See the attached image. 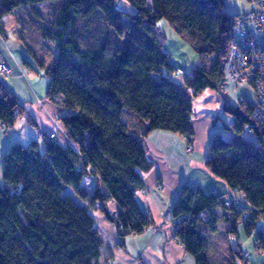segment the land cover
<instances>
[{
	"label": "trees",
	"instance_id": "trees-1",
	"mask_svg": "<svg viewBox=\"0 0 264 264\" xmlns=\"http://www.w3.org/2000/svg\"><path fill=\"white\" fill-rule=\"evenodd\" d=\"M44 4L55 8L49 21L39 8ZM23 8L36 20L41 38L57 42L56 59L40 66L49 79L47 97L66 112L61 120L76 147L46 138L44 145L38 140L14 143L4 154L0 264H98L104 240L88 205L68 189L83 201L100 202L117 226L121 244L128 233L141 234L153 225L137 198L144 188L141 171L152 168L144 138L160 129L185 135L192 144L194 111L188 90L197 96L224 85L235 17L226 12L224 0H0V34L6 35L4 17ZM162 19L201 56L185 87L163 75L176 67L157 30ZM208 58H213L211 65ZM224 111L236 117L232 127L226 126L232 136L219 132L213 137L206 166L241 192L247 205L226 207L224 196L182 188L174 216L204 210L212 216L208 221L186 218L177 231L197 264H210L207 235L218 229L216 209L231 214L233 233L243 214H249L247 235L264 217V124L254 119L251 102L226 104ZM125 112L136 118L138 128L127 124ZM24 113L16 94L0 81V122L11 127ZM248 129L258 143L245 137ZM86 176L97 182L92 195L82 184ZM112 199L121 208L117 216L107 209ZM257 241L263 251V232L257 233ZM232 254L246 260L240 248Z\"/></svg>",
	"mask_w": 264,
	"mask_h": 264
},
{
	"label": "crops",
	"instance_id": "crops-1",
	"mask_svg": "<svg viewBox=\"0 0 264 264\" xmlns=\"http://www.w3.org/2000/svg\"><path fill=\"white\" fill-rule=\"evenodd\" d=\"M224 3L226 12L234 17L252 10L255 6L252 0H224ZM121 5L132 10L125 1H122ZM3 24L6 35L0 34V58L9 65L10 74L0 73V81L16 94L24 106L25 113L21 114L11 127L7 128L0 122V178L4 154L14 143L28 145L32 140H38L44 145L46 138L55 132L57 135L55 140L60 145L76 147L61 120V116L66 112H60L47 97L48 77L42 67L30 58L33 55L44 64L46 57L41 52H25L20 46L15 48L19 52H5L1 46L6 45L9 50L8 44L11 39L5 17ZM13 28L15 37L20 38L21 35L17 34L15 27ZM157 30L176 70L183 68L191 74L200 64L201 56L167 20H160ZM18 45H23L22 40ZM52 56L54 58V52ZM163 75L179 86L185 87L186 76L166 71ZM226 88L230 92H227ZM188 92L192 95L194 111L193 149H188L185 135L171 131L154 130L144 138L146 155L152 162V168L150 171H141L144 188L137 192V198L142 211L152 217V226L141 234L128 233L124 244H121L118 228L102 211L100 202L83 201L71 188L68 189V194L79 203L88 205L104 240L98 264H110V262L112 264H197L194 256L172 236L173 208L179 200L182 188L188 185L192 188H201L206 193L214 192L228 199L244 198L241 192L233 190L224 179L213 174L206 166V160L210 156L212 139L217 133H222L226 138L232 136V132L226 129L227 123L223 118L227 114L224 106L237 105L242 95L248 102L253 103L254 90L247 85L234 86L225 82L220 90L206 89L197 96H194L190 90ZM126 115L137 123L136 118L127 112L124 113L125 120ZM247 138L258 143L254 134L248 135ZM82 184L90 195L97 187L96 180L90 176H86ZM107 209L113 216H117L121 210L113 199L108 201ZM215 212L218 217V229L207 235L210 264H264V250L257 249V233H264V217L257 222L256 230L251 235H247L244 224L249 214L242 215L238 222L237 233H233L230 231L231 214H225L226 211L221 208L216 209ZM236 248L241 249L246 260L242 257H233L232 249Z\"/></svg>",
	"mask_w": 264,
	"mask_h": 264
},
{
	"label": "built area",
	"instance_id": "built-area-1",
	"mask_svg": "<svg viewBox=\"0 0 264 264\" xmlns=\"http://www.w3.org/2000/svg\"><path fill=\"white\" fill-rule=\"evenodd\" d=\"M254 8L248 12L235 16L234 27L228 55L225 62V82L234 86L247 85L255 92L254 119L264 124V0H252ZM0 72L10 74V67L7 62L0 58ZM175 74L188 75L187 70L180 68ZM239 100H246L240 96ZM239 102V101H238ZM236 117L231 116L229 126L235 124ZM254 134L251 129L246 130L245 137ZM56 138L55 132L49 138ZM188 143V140H187ZM188 149L192 150V144L188 143ZM226 205L235 206L237 209L247 205L245 199H225ZM208 210L201 211L199 215L188 216L180 214L172 219L173 238L182 246L180 237L177 235L183 220L192 218L208 221L211 219ZM110 264H112L110 262Z\"/></svg>",
	"mask_w": 264,
	"mask_h": 264
},
{
	"label": "rangeland",
	"instance_id": "rangeland-1",
	"mask_svg": "<svg viewBox=\"0 0 264 264\" xmlns=\"http://www.w3.org/2000/svg\"><path fill=\"white\" fill-rule=\"evenodd\" d=\"M39 8H40L41 12L45 15L46 20L49 21L51 18V14H53V12L55 11V8L54 7L51 8L46 4L40 6ZM5 19H6V26L9 29V33H10V37H11V39L9 40V44H8L9 50H7L8 47L6 45L4 47L1 46L2 48H4L5 52L6 51L19 52L15 48H16V46H20L21 48H24L25 52H31L30 50H28V48L31 49L33 52H41V54L46 57L44 60L45 65L52 63L53 60L56 59L58 52H59L57 42L47 41V40H43L41 38V36H40L39 32L37 31V28L35 26L36 20L31 18L30 14H29V10L27 8L19 9L13 15H11V14L7 15L5 17ZM13 27L16 28L17 34L21 35L20 38L15 37ZM21 40H22L23 45H18L19 42H21ZM184 40L193 48L192 43L188 39L184 38ZM53 52H54V58L52 56ZM30 58L34 63H36L38 66H40L41 61H39L36 57H34L32 55ZM212 61H213V58H208L206 63L208 65H211ZM178 69H180V68H178ZM177 70L175 71V73L177 72ZM43 72L45 73L44 69H43ZM0 73L5 75L2 72H0ZM226 91L230 92L228 89ZM238 101H239L238 104L248 102L247 100H244L243 102H241L240 100H238ZM231 116L232 115H229L228 113L223 116L224 121L227 123V125H229ZM125 117H126L128 124L131 127L138 128V124L135 122V120H133L132 118H129L128 115H126ZM49 139L54 140V138H51V137ZM1 169H2L1 170L2 177L0 178V184L2 187H5L6 184L4 181L3 166ZM11 190L16 191L15 187H11ZM224 199H228V198H224ZM224 205L226 207H231L230 205H226L225 203H224Z\"/></svg>",
	"mask_w": 264,
	"mask_h": 264
}]
</instances>
